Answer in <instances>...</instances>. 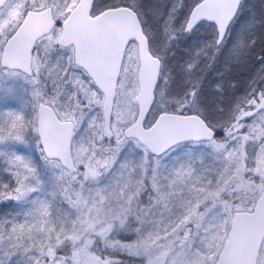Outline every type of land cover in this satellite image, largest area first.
Instances as JSON below:
<instances>
[{
	"label": "snow or ice",
	"instance_id": "6c2138e0",
	"mask_svg": "<svg viewBox=\"0 0 264 264\" xmlns=\"http://www.w3.org/2000/svg\"><path fill=\"white\" fill-rule=\"evenodd\" d=\"M0 264H264V0H0Z\"/></svg>",
	"mask_w": 264,
	"mask_h": 264
}]
</instances>
